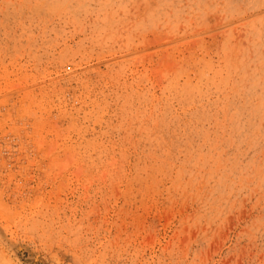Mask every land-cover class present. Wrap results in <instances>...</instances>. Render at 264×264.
<instances>
[{
    "label": "rangeland",
    "instance_id": "1",
    "mask_svg": "<svg viewBox=\"0 0 264 264\" xmlns=\"http://www.w3.org/2000/svg\"><path fill=\"white\" fill-rule=\"evenodd\" d=\"M0 264H264V0H0Z\"/></svg>",
    "mask_w": 264,
    "mask_h": 264
}]
</instances>
